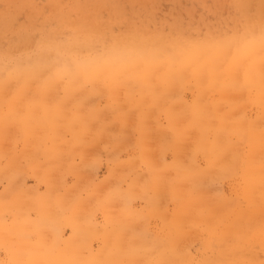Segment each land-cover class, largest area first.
Listing matches in <instances>:
<instances>
[{
    "label": "rangeland",
    "instance_id": "rangeland-1",
    "mask_svg": "<svg viewBox=\"0 0 264 264\" xmlns=\"http://www.w3.org/2000/svg\"><path fill=\"white\" fill-rule=\"evenodd\" d=\"M255 23L264 0H0V264H264L255 55L233 43L214 69L163 67L149 83L102 74L66 117L50 113L69 79L58 67L131 45L165 61L248 41Z\"/></svg>",
    "mask_w": 264,
    "mask_h": 264
},
{
    "label": "bare ground",
    "instance_id": "bare-ground-1",
    "mask_svg": "<svg viewBox=\"0 0 264 264\" xmlns=\"http://www.w3.org/2000/svg\"><path fill=\"white\" fill-rule=\"evenodd\" d=\"M247 3L248 0H240V4L242 6L247 5ZM248 31L253 35L252 38L248 41L242 38L233 37L222 43H215L206 47L194 46L189 50L183 49L182 46L184 44L179 45L176 47L177 53L175 57L171 59H167L165 61H162L160 59L164 55L165 51H163L164 53H162L154 47L150 48L140 45H131L127 49H122L121 51L123 55L128 56L126 57V59H111V60L97 59L94 62V64H89V65H84L85 62H78L74 64L75 67L73 69H66V68L61 69L60 67H58L56 70V77H58V81L62 76H68L69 79L67 80V83L64 86L66 90V95L63 98V101H60L57 107L51 108L50 113L56 115L62 114L64 117H66L67 112L64 109L65 103H67V101H69L73 97L76 91L78 92V90L83 89V86L86 83H93V85H95L96 81L100 79V75L102 74L107 75L108 73L111 72H117V74L120 72L136 73L139 71H143L141 73L146 72L144 74V77H136V78L137 80H142L144 83H149V81H151L150 75L152 73L157 72L160 68L163 67L168 68L176 65L179 68L183 69L184 66H191L194 63H199L201 64L200 67L205 66V67H209L210 69H214L220 63V60L222 59L221 57H223L221 55L229 53L230 47H232L233 43L236 45V50L234 51L237 52L236 58H240L242 56L246 57L248 53H251L252 55H255L256 58H258L256 60V66H255L257 78L253 77V82L259 85L264 90V24L255 23L254 27L251 28L250 30H247V32ZM136 40L137 39L135 38V41ZM240 45H243L244 47ZM69 49L71 50L70 47ZM62 53L63 51H61V53L57 52L58 55H61ZM234 64L235 63H233L232 66H234ZM38 68L40 70V67ZM75 71H80L81 78H79L75 74ZM28 73L31 72L24 70L22 71L16 70L12 72L14 76L17 75L21 76ZM56 77L54 78L50 77L45 80H42L41 85L43 87L44 98H47L48 94L50 95L52 88L54 87V79ZM111 81L112 83H114L115 78L111 79ZM25 83L26 81H23V84ZM70 101H72V99ZM79 119H80V109H78L77 113L72 117L73 121H77ZM72 128L75 129V126H73Z\"/></svg>",
    "mask_w": 264,
    "mask_h": 264
}]
</instances>
